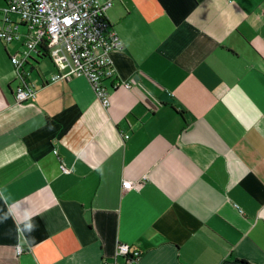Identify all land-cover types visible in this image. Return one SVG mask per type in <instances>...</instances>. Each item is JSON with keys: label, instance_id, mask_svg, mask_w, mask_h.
Masks as SVG:
<instances>
[{"label": "crops", "instance_id": "obj_1", "mask_svg": "<svg viewBox=\"0 0 264 264\" xmlns=\"http://www.w3.org/2000/svg\"><path fill=\"white\" fill-rule=\"evenodd\" d=\"M106 13L132 83L107 79V107L85 77L52 80L42 51L16 102L21 43L0 40V264H106L118 242L140 264H264V0Z\"/></svg>", "mask_w": 264, "mask_h": 264}, {"label": "built area", "instance_id": "obj_2", "mask_svg": "<svg viewBox=\"0 0 264 264\" xmlns=\"http://www.w3.org/2000/svg\"><path fill=\"white\" fill-rule=\"evenodd\" d=\"M112 2L5 0V6L0 8V40L21 43L10 56L19 79L13 90L16 102L35 97V87L23 78L20 68L32 53L39 54V51L45 52L55 67L52 80L85 77L105 107L110 102L107 79H110V88H131L130 81L114 76L111 53L122 48V42L107 17L106 11ZM20 26L24 31L19 29ZM59 166L64 173L72 170L63 163ZM134 186L131 180H122L123 189ZM16 251L21 252V246H17ZM140 258L141 251L137 247L118 242L112 260L106 264H140Z\"/></svg>", "mask_w": 264, "mask_h": 264}, {"label": "trees", "instance_id": "obj_3", "mask_svg": "<svg viewBox=\"0 0 264 264\" xmlns=\"http://www.w3.org/2000/svg\"><path fill=\"white\" fill-rule=\"evenodd\" d=\"M44 55H46L45 52H44Z\"/></svg>", "mask_w": 264, "mask_h": 264}]
</instances>
